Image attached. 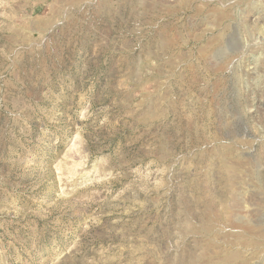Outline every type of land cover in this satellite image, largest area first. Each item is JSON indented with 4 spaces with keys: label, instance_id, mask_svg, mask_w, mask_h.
<instances>
[{
    "label": "rangeland",
    "instance_id": "374dc122",
    "mask_svg": "<svg viewBox=\"0 0 264 264\" xmlns=\"http://www.w3.org/2000/svg\"><path fill=\"white\" fill-rule=\"evenodd\" d=\"M0 264H264V0H0Z\"/></svg>",
    "mask_w": 264,
    "mask_h": 264
}]
</instances>
